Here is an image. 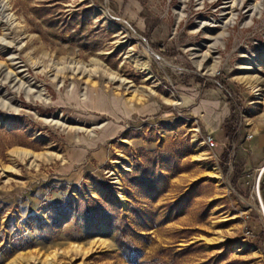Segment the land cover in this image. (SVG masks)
I'll return each instance as SVG.
<instances>
[{"label":"rangeland","instance_id":"1","mask_svg":"<svg viewBox=\"0 0 264 264\" xmlns=\"http://www.w3.org/2000/svg\"><path fill=\"white\" fill-rule=\"evenodd\" d=\"M0 5V264H128L95 197L144 257L264 264V0Z\"/></svg>","mask_w":264,"mask_h":264},{"label":"trees","instance_id":"2","mask_svg":"<svg viewBox=\"0 0 264 264\" xmlns=\"http://www.w3.org/2000/svg\"><path fill=\"white\" fill-rule=\"evenodd\" d=\"M156 176L164 177L160 172H157ZM128 212L134 218H141V211L138 207L129 206ZM78 213L81 215V223L85 233L109 238L128 264H174L176 258L188 250V247L179 250L161 249L152 257H144L136 241L145 238V235L134 231L119 209L112 203L102 199L95 197L78 204ZM222 256L223 252H219L215 256L216 261L214 262L224 260ZM230 262L227 261L224 264H230Z\"/></svg>","mask_w":264,"mask_h":264},{"label":"crops","instance_id":"3","mask_svg":"<svg viewBox=\"0 0 264 264\" xmlns=\"http://www.w3.org/2000/svg\"><path fill=\"white\" fill-rule=\"evenodd\" d=\"M212 111L210 112L211 119L208 120V123H206L207 124L206 128H207V131L215 133V132H217L220 129V124H221V118L222 117L220 118V116L216 115V114L213 115ZM222 116H223V114H222Z\"/></svg>","mask_w":264,"mask_h":264},{"label":"bare ground","instance_id":"4","mask_svg":"<svg viewBox=\"0 0 264 264\" xmlns=\"http://www.w3.org/2000/svg\"><path fill=\"white\" fill-rule=\"evenodd\" d=\"M2 10H3V7L0 5L1 20H3V18H5ZM25 155H28V154L26 153ZM95 244L96 243H94L93 246H96ZM69 250L74 251V252H82V251H84L83 248L80 245H78V244H71L69 246ZM56 255H57V251H53L52 253H50V254L45 256V260L53 259Z\"/></svg>","mask_w":264,"mask_h":264},{"label":"built area","instance_id":"5","mask_svg":"<svg viewBox=\"0 0 264 264\" xmlns=\"http://www.w3.org/2000/svg\"><path fill=\"white\" fill-rule=\"evenodd\" d=\"M203 143H205L208 147L213 145V141L209 136H206L202 139Z\"/></svg>","mask_w":264,"mask_h":264}]
</instances>
